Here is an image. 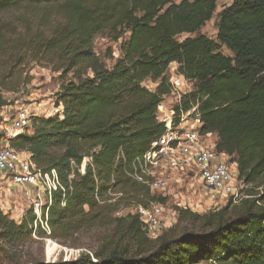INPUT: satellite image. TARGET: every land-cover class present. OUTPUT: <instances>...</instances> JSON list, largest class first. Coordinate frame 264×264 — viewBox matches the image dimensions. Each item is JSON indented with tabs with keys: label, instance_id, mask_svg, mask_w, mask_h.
I'll return each instance as SVG.
<instances>
[{
	"label": "trees",
	"instance_id": "trees-1",
	"mask_svg": "<svg viewBox=\"0 0 264 264\" xmlns=\"http://www.w3.org/2000/svg\"><path fill=\"white\" fill-rule=\"evenodd\" d=\"M219 1L0 0V14L54 7L62 19L23 35L0 29V110L11 104L4 93L20 91L25 60L73 76L56 95L61 113L31 117L28 132L8 139L43 172H57L63 189L51 196L48 228L33 226L32 210L16 221L0 208L1 243L67 242L101 227L108 232L97 246L68 264H264V193L205 215L178 209V224L190 226L152 239L138 208L163 199L129 175L165 131L158 106L175 90L169 69L177 64L176 75L193 89L175 106L176 116L197 106L203 131L216 133L217 150L237 164L240 183L264 181V0H224L232 4L216 17L214 41L201 30ZM183 35L189 36L180 40ZM98 36L120 44L110 68L95 50ZM125 210L130 213L122 215Z\"/></svg>",
	"mask_w": 264,
	"mask_h": 264
},
{
	"label": "built area",
	"instance_id": "built-area-1",
	"mask_svg": "<svg viewBox=\"0 0 264 264\" xmlns=\"http://www.w3.org/2000/svg\"><path fill=\"white\" fill-rule=\"evenodd\" d=\"M172 84L175 94L178 89L173 81ZM178 96L181 99L182 95ZM179 98H175L174 104L171 102L169 107L164 101L158 106L159 121L165 125V131L153 140L143 156L134 161L133 173L129 175L137 182L148 185L152 192L166 191L169 188L170 180L166 173H182L190 179V192L195 197L201 196L211 202L231 201L233 205L249 198L244 194L246 186L238 179L237 164L231 162L226 153L217 150L216 133L203 131L204 124L198 107L176 116L175 106L180 102ZM31 125L32 118L28 112L19 110L7 129L6 136L14 139L28 132ZM88 162L89 159L86 158L84 164L87 166ZM80 172L85 174V169H80ZM73 178L74 174L69 176V181ZM59 189L63 187L57 172H43L30 152L10 146L0 147V208L4 214L10 216L4 208L6 209L11 198L22 194L24 209L26 212L32 210L36 215L33 226L36 228L40 224L47 229L51 196ZM138 214L152 239L168 226L166 210L160 202L140 206ZM208 264L218 263L209 261Z\"/></svg>",
	"mask_w": 264,
	"mask_h": 264
},
{
	"label": "rangeland",
	"instance_id": "rangeland-1",
	"mask_svg": "<svg viewBox=\"0 0 264 264\" xmlns=\"http://www.w3.org/2000/svg\"><path fill=\"white\" fill-rule=\"evenodd\" d=\"M231 4V1H219L214 18L202 28L201 34L217 41L216 17L218 13ZM60 22H62V19L54 7H21L0 14V29L10 32L12 35H23L26 30L41 28L47 30ZM188 36L183 35L179 39L184 40ZM94 47L100 59L109 68L113 66L120 55L119 42H111L105 36H98L95 39ZM222 52L226 56H232V53L226 48H223ZM176 67L175 64L171 65L169 72L178 91L164 98L167 107L171 105V102L174 104L175 98H179L178 95L187 94L193 89L191 82L176 77ZM18 76L20 91L16 94L4 93V97L11 104L0 110V147H11L6 131L10 128L19 110H26L32 118L51 117L54 114L61 113L63 107L58 102L56 95L63 84L73 80L72 74L64 76L61 71L55 70L53 65L40 60L30 63L25 60L23 66L18 69ZM28 82L29 84H27ZM144 86L151 90L156 87L151 81L145 82ZM83 169L86 171V164L84 163L81 167V170ZM166 177L170 180L169 188L166 191L157 192L158 197L163 199L168 225L159 233L160 235L171 229L173 232L180 233L190 226L189 223L178 224V209H184L185 207L195 213L205 215L220 210L228 203L211 202L201 196L195 197L190 192V179L182 173H166ZM263 193L264 181L257 185H246L244 188V194L250 198H252L251 195L259 197ZM41 197L44 199L42 194ZM4 210L9 212L11 219L21 221L26 214L22 194L11 198ZM129 213V210L121 212L122 215H128ZM107 232L104 228L95 227L82 232L73 240L67 242L47 238L20 247H9L0 242V264H26L32 258L42 260L45 264H68L74 261L81 252H87L89 249L95 248ZM3 248L4 250H2ZM201 264H208V262H202Z\"/></svg>",
	"mask_w": 264,
	"mask_h": 264
},
{
	"label": "crops",
	"instance_id": "crops-1",
	"mask_svg": "<svg viewBox=\"0 0 264 264\" xmlns=\"http://www.w3.org/2000/svg\"><path fill=\"white\" fill-rule=\"evenodd\" d=\"M173 65V64H172ZM177 66V64H175ZM177 68V67H176Z\"/></svg>",
	"mask_w": 264,
	"mask_h": 264
}]
</instances>
